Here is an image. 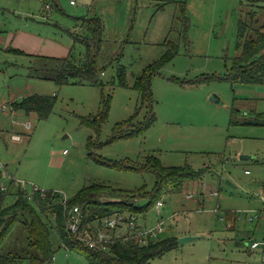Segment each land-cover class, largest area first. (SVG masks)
<instances>
[{"label": "rangeland", "instance_id": "374dc122", "mask_svg": "<svg viewBox=\"0 0 264 264\" xmlns=\"http://www.w3.org/2000/svg\"><path fill=\"white\" fill-rule=\"evenodd\" d=\"M247 1L0 0V104L30 94L56 97L46 119L0 110V182L22 180L67 197L108 185L138 192L135 205L144 206L158 180L146 165L151 157L166 167L209 166L204 178L187 180L180 192L160 191L162 207L153 201L138 213L147 226L163 220L162 237H196L150 264H254L246 245L264 239V85L226 79L239 53L237 28ZM97 19L100 85L57 84V63L36 55L57 57L75 46L78 57L84 46L68 31L88 36V23ZM18 31L42 41L29 42L15 36ZM16 47L26 54L8 49ZM169 50L176 53L150 74L148 66ZM146 80L151 99L139 89ZM27 120L30 130L21 124ZM137 126L143 130L116 137ZM14 133L21 140H12ZM14 199L9 194L4 205ZM257 211L246 221L247 212ZM24 234L16 225L0 251L22 250ZM51 241L54 264H88L82 253L61 246L54 230Z\"/></svg>", "mask_w": 264, "mask_h": 264}, {"label": "trees", "instance_id": "16d2710c", "mask_svg": "<svg viewBox=\"0 0 264 264\" xmlns=\"http://www.w3.org/2000/svg\"><path fill=\"white\" fill-rule=\"evenodd\" d=\"M248 11L244 12L237 28L236 47L239 53L232 61V71L226 75V79L232 83L262 84L264 85V4L257 0L247 1ZM96 20V18H95ZM93 20L87 25L88 36H81L75 32L68 33L74 42L81 43L84 50L78 57L73 54L72 46L64 57H49L57 65L52 69L55 72L53 80L59 85L99 84V74L96 68V55L101 40L100 24ZM95 21V22H94ZM17 54H26L22 49H9ZM176 51L164 53L159 61L148 66L150 74L155 72L160 65L171 58ZM47 58V56H39ZM145 78V77H144ZM141 84V83H140ZM100 85V84H99ZM143 96L148 95L151 99L149 83L139 85ZM56 103L55 96L43 94H30L21 100L13 101L15 111H22L25 115L34 113L38 119L49 117ZM95 122L96 119L94 118ZM153 122L150 119L144 127ZM231 122H233L231 120ZM139 126L127 129L116 137H129L138 131ZM147 167L157 175L156 190L149 193V201L144 206L135 205L134 199L139 196L138 192H125L114 189L111 186H85L74 197H67L63 203V196L59 191L36 190L31 198L27 197V191L18 181L11 179L6 190L0 188V247L10 231L19 227L27 242L20 251H0V264H20L27 261L28 264H54V253L51 241V230L57 234L60 245L82 253L88 264H150L153 257L164 255L178 244V237L161 236L148 239L145 243H139L135 238H119L107 248L100 249L90 247L79 236L67 229V220L70 210L77 206L81 208V220L84 229L93 220L103 218L118 212L141 213L147 212L153 201H158L161 193L180 192L187 180H200L209 171V166L193 169L186 166H163L155 157H151L146 163ZM135 165H128L134 167ZM1 176V171H0ZM141 191V196L142 195ZM9 194H14L15 199L11 204L4 205ZM103 195L109 199L101 200ZM228 220L231 215L227 216ZM247 250H249L247 248Z\"/></svg>", "mask_w": 264, "mask_h": 264}, {"label": "built area", "instance_id": "2783aa9c", "mask_svg": "<svg viewBox=\"0 0 264 264\" xmlns=\"http://www.w3.org/2000/svg\"><path fill=\"white\" fill-rule=\"evenodd\" d=\"M46 9H50L49 4L45 5ZM0 110L7 112L9 110L14 114L15 110L12 106V102H3L0 104ZM13 123V119L11 118ZM25 130H30L32 127V122L27 120L21 122ZM10 138L14 141L21 140V135L10 134ZM23 189L27 191V197L31 198L32 192L36 190H42L37 185L31 183L27 186L25 181H18ZM7 184L0 182L1 190L7 189ZM210 196L216 197L218 192L212 190L209 192ZM67 196L63 195V203H65ZM186 198L192 199L193 194L187 193ZM201 198V195H198ZM163 201L159 199L156 202V207H162ZM259 212L257 211L255 215H249L246 213V221L251 222L255 217H258ZM166 223L163 220H158L153 226H147L146 224L139 223V214L131 212H118L112 215L105 216L100 219H96L87 224L88 229H84L81 220V208L77 206L73 207L69 214L67 220V229L79 236L86 244L90 247H96L100 249H105L109 244L114 243L119 238H135L139 243H145L148 239L156 238L161 235L166 230ZM246 247L258 255V264H264V241L254 240L249 242ZM244 264V263H243Z\"/></svg>", "mask_w": 264, "mask_h": 264}, {"label": "crops", "instance_id": "0c3cea01", "mask_svg": "<svg viewBox=\"0 0 264 264\" xmlns=\"http://www.w3.org/2000/svg\"><path fill=\"white\" fill-rule=\"evenodd\" d=\"M20 35H24V37H25V39L26 40H28L29 42H31L32 40L33 41H35V42H41L42 40L38 37V35L36 36V34H34L33 32H25V31H21V32H17L16 33V35L15 36H20ZM14 36V35H13ZM17 45V44H16ZM20 46V45H19ZM8 49H10V48H8ZM12 49H20V48H12ZM22 49V48H21ZM20 49V50H21ZM23 50V49H22ZM24 51V50H23ZM25 52V51H24ZM26 53V52H25ZM68 54V53H67ZM67 54H63V53H61L59 56H57V57H55V58H58V57H64V56H66ZM47 57H54L53 55L52 56H47ZM16 112H18V113H23L22 111H16ZM24 114V113H23ZM235 214V213H234ZM146 224V223H145ZM229 226H233V224H232V222H230L229 223ZM263 241H264V239H263ZM246 249H247V247H246ZM248 252H249V254L251 255V256H255V258H256V260H254V264H258V260H259V258H258V255H257V253L256 252H253L252 250H248ZM257 255V256H256Z\"/></svg>", "mask_w": 264, "mask_h": 264}, {"label": "water", "instance_id": "95a60500", "mask_svg": "<svg viewBox=\"0 0 264 264\" xmlns=\"http://www.w3.org/2000/svg\"><path fill=\"white\" fill-rule=\"evenodd\" d=\"M210 100H212V101H217V102L220 101L219 98H218L216 95H211V96H210ZM239 158H241V159H246V158H249V156H247V155H240ZM227 183L230 184L229 181H227ZM194 238H196V237H195V236H186V237H185V236H182V237H179V238H178V242H179V243H183V242H185V241L192 240V239H194Z\"/></svg>", "mask_w": 264, "mask_h": 264}]
</instances>
